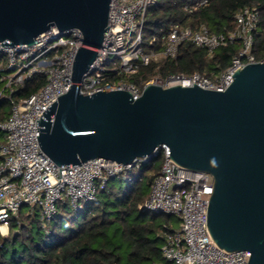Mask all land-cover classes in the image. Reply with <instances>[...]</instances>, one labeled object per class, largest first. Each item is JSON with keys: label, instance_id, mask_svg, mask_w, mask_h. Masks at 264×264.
I'll return each instance as SVG.
<instances>
[{"label": "water", "instance_id": "1", "mask_svg": "<svg viewBox=\"0 0 264 264\" xmlns=\"http://www.w3.org/2000/svg\"><path fill=\"white\" fill-rule=\"evenodd\" d=\"M111 0H0V40L32 44L51 27L80 28L82 44L73 62L71 85L37 119L43 152L56 164L93 158L134 163L158 155L214 183L207 207L212 245L247 249V264H264V59L233 71L223 91L149 82L134 96L128 89L81 91L80 82L109 28Z\"/></svg>", "mask_w": 264, "mask_h": 264}, {"label": "built area", "instance_id": "2", "mask_svg": "<svg viewBox=\"0 0 264 264\" xmlns=\"http://www.w3.org/2000/svg\"><path fill=\"white\" fill-rule=\"evenodd\" d=\"M157 0H111L109 28L104 34L97 56L84 74L81 91L91 94L98 90L128 89L134 96L142 89L128 80L141 66L152 60L176 58L185 42L204 48L210 56L216 49L234 41L241 48L231 65L216 78L202 75L170 73L154 76L153 82L164 87L194 82L203 88L225 90L233 81V71L239 66L257 61L253 52L254 31L260 20L255 7L245 6L235 15L236 29L228 33H212L208 27L194 29L181 23L172 24L161 35L163 49L147 52L143 44V23L148 8ZM202 0L195 7L203 5ZM80 28L61 32L53 26L37 35L32 44L6 46L0 40V51L7 54L8 73L3 77L6 87L21 84L37 74H43L45 84L35 93L12 101L8 117L0 122V232L9 229L10 219L28 206L39 212L45 227L58 212L59 204L67 201L76 207L81 202L96 199L98 189L110 177L123 175L146 163L141 157L124 164L102 157L81 164L54 163L42 150L37 134V119L45 108L58 100L71 85L73 62L82 44ZM154 37L150 43L154 42ZM5 96L0 90V97ZM9 98L12 97L10 94ZM154 154L163 157L161 169L152 179L143 208L151 213L174 215L179 227L166 234L162 254L168 264H247L250 251L226 250L212 245L207 231V207L214 179L208 171H194L177 163L166 144ZM154 264H163L156 262Z\"/></svg>", "mask_w": 264, "mask_h": 264}, {"label": "trees", "instance_id": "3", "mask_svg": "<svg viewBox=\"0 0 264 264\" xmlns=\"http://www.w3.org/2000/svg\"><path fill=\"white\" fill-rule=\"evenodd\" d=\"M157 0L151 5L143 23V44L147 52L161 51V35L172 24L181 23L194 29L208 27L212 33H228L236 29L235 15L243 7H255L260 20L254 31L253 52L256 60L264 59V0ZM156 37L155 41L150 43ZM241 48L234 41L208 52L192 42L181 45L176 58L152 60L140 67L128 80L141 89L154 76L170 73L202 75L216 78L225 71ZM8 57L0 51V122L11 111L12 101L37 92L46 81L37 74L25 81L6 87L3 77L8 73ZM12 95L9 98V95ZM3 131L0 130V138ZM152 161L134 167L123 175L110 177L98 189L96 199L74 207L67 201L59 204L58 212L44 227L36 209L20 210L10 219L9 233L0 232V264H168L162 254L166 234L172 227L168 218L143 208L152 179L161 169ZM153 168L152 174L147 169Z\"/></svg>", "mask_w": 264, "mask_h": 264}, {"label": "rangeland", "instance_id": "4", "mask_svg": "<svg viewBox=\"0 0 264 264\" xmlns=\"http://www.w3.org/2000/svg\"><path fill=\"white\" fill-rule=\"evenodd\" d=\"M219 75V74H218ZM217 75V76H218ZM152 163L154 164V165H158L159 163H160V159L159 158H155V159H153L152 160ZM153 171H154V169L153 168H149V169H147V174L148 175H150V174H152L153 173ZM30 208L28 207V206H25V207H23V209H22V212H24V213H26V212H28V210H29ZM161 216L163 217V218H168V222H169V224L172 226V227H174V228H178L179 227V220L177 219V217L176 216H174V215H168V214H161ZM9 233V229L8 230H6V232H5V235H7Z\"/></svg>", "mask_w": 264, "mask_h": 264}, {"label": "bare ground", "instance_id": "5", "mask_svg": "<svg viewBox=\"0 0 264 264\" xmlns=\"http://www.w3.org/2000/svg\"><path fill=\"white\" fill-rule=\"evenodd\" d=\"M6 230H7V227H6V226H3V227H2V232H3L4 234H5Z\"/></svg>", "mask_w": 264, "mask_h": 264}]
</instances>
